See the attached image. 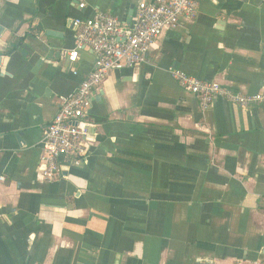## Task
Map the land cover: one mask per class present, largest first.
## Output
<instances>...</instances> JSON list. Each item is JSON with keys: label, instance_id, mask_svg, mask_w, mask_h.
<instances>
[{"label": "crops", "instance_id": "obj_1", "mask_svg": "<svg viewBox=\"0 0 264 264\" xmlns=\"http://www.w3.org/2000/svg\"><path fill=\"white\" fill-rule=\"evenodd\" d=\"M140 1L0 0V264H264V102L202 110L169 74L264 96V0H204L111 72L88 156L41 179L42 130L95 62L61 58L72 22Z\"/></svg>", "mask_w": 264, "mask_h": 264}, {"label": "built area", "instance_id": "obj_2", "mask_svg": "<svg viewBox=\"0 0 264 264\" xmlns=\"http://www.w3.org/2000/svg\"><path fill=\"white\" fill-rule=\"evenodd\" d=\"M202 1H140L129 24L100 12L89 19L72 22L74 47L62 52L61 58L73 64L78 61L80 51L89 50L95 62L75 92L58 99L56 115L42 130L38 143L42 181L57 182L62 178V165L78 167L88 156V137L93 126L88 123L87 115L93 91L111 72L135 68L146 62L151 46L161 34L175 29L180 18L194 19ZM169 74L184 92L197 98L202 110L218 100L241 108L264 102L263 95L233 93L215 82H204L179 70L171 69ZM0 181H4L2 176Z\"/></svg>", "mask_w": 264, "mask_h": 264}]
</instances>
